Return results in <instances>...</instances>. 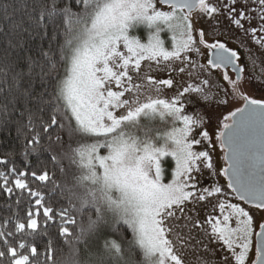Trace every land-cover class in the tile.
<instances>
[{
	"label": "snow or ice",
	"instance_id": "snow-or-ice-1",
	"mask_svg": "<svg viewBox=\"0 0 264 264\" xmlns=\"http://www.w3.org/2000/svg\"><path fill=\"white\" fill-rule=\"evenodd\" d=\"M194 11L223 39L208 43ZM141 27L143 39L136 34ZM0 33L7 43L0 59L13 57L3 108L22 109L19 154L31 167L32 156L46 153L54 168L38 160V171L0 170L7 197L0 204L6 214L0 264H54L57 240L69 248L82 243L95 264H186L185 249L200 253L190 264H248L252 209L264 211V100L244 96L243 107L216 117L227 190L217 178L208 129L243 82L241 56L229 44L243 48L242 37H251L264 48V0H0ZM199 45L211 50L207 67L193 59ZM65 65L61 76L58 67ZM208 68L224 70L230 92L211 81ZM165 88L171 98H160ZM257 88L264 92V83ZM142 119H159L167 130ZM11 122L0 118V131ZM168 158L174 168L164 183ZM204 170L209 186H201ZM28 175L47 193L30 187ZM76 188L85 190L77 195ZM201 205L211 209L203 217ZM89 209L95 215L85 225ZM257 226L254 264H264V222ZM217 252L222 259H210Z\"/></svg>",
	"mask_w": 264,
	"mask_h": 264
},
{
	"label": "rangeland",
	"instance_id": "rangeland-1",
	"mask_svg": "<svg viewBox=\"0 0 264 264\" xmlns=\"http://www.w3.org/2000/svg\"><path fill=\"white\" fill-rule=\"evenodd\" d=\"M193 19L199 20V13L198 12L193 15ZM200 26H203L205 28L206 39H207L208 43H212V40L214 38L215 39H218V38L223 39V37L216 34L212 29H209L208 25L204 24V22L202 20H199V23L196 24L197 28H199ZM136 34L139 35V37L143 39L146 36V29L141 27L137 30ZM163 38L165 39V41L170 42V35L168 33H164ZM242 42H243V49H245L248 53H250L251 55L254 56V59H251L252 69L254 70V72L257 75L264 76V48H262L259 44H257L251 37H242ZM231 44L237 45L236 42H232ZM199 48H200V56L196 57L195 55H193V59H198L199 63L203 64L202 61H203V56L205 53V47L203 45H199ZM66 67L67 66L65 65L63 74L65 72ZM197 71H199V70H197ZM63 74H62V76H63ZM200 78H203V76H201ZM209 78L211 79V81L214 84H218L221 89L228 90L229 92L231 91L230 86H229L227 81H225V83H222L221 81L215 80L214 78H211V77H209ZM184 80H186L188 83H194L195 82L194 80H189L187 77H184ZM112 90H118V89L116 88L115 85H113ZM255 90H253L251 88V85L249 83L247 84V83L242 82L241 89H240L239 93H237V98L232 99V97L229 95L228 106L226 108H219L213 113L214 118L212 121V128L208 129L209 132L212 134L213 144L215 145L214 150L211 152L213 165H214L216 172L218 173L217 178H218L219 184L222 185L225 188V190H227V188H226L227 179L225 176H223L222 169L227 167V163L225 161V152L226 151L220 149L219 146L216 145V143H215L216 142L215 129L219 127V122H218L216 117L219 116L220 118H222L227 113L234 111L237 108L243 107L244 103H245V100L243 99L244 96H247L250 99H253V97H257V99L264 100V94H261V93L255 94V93H253V91H255ZM256 92H261V91L256 90ZM262 93H264V92H262ZM172 96H173L172 90L167 89V88H165L164 91L160 94V98H171ZM220 96H222V92L217 94V98H219ZM122 111H123L122 109L118 110V114ZM187 111L192 112L193 107L189 106ZM142 122L143 123H150L151 127L159 129L161 131L167 130L166 124L164 122L160 121L159 119L153 120L151 122L142 119ZM0 160H4V159L0 156ZM163 167H164L163 182L164 183H170L171 179H172L171 173H172V169L174 168V161L171 158H168L165 161ZM211 183H212V181H211V179H209L208 171L204 170L203 176L201 177V186H209V185H211ZM231 202L232 203H238L241 206L245 207L246 209L251 208L250 205L245 204L244 202L240 201L239 199H232ZM210 210H211L210 207L205 208L202 205L197 208V211L200 212L202 217L207 215L210 212ZM252 214L255 217L254 229H255V232H258L259 227L257 225L259 223L264 222V211H255V209H252ZM214 215L219 216L220 214L217 211L216 213H214ZM232 225L235 226L234 220L232 222ZM255 232L252 236V246H251V250L249 253V257H248V264H254V261L256 259V237L257 236L255 235ZM177 247H179V245H177ZM199 254H200L199 252L193 254L188 249H185L184 252L182 253V255L185 257L186 264H190V262L195 259V256L199 255ZM210 259H212L213 261H220L222 259L221 253L217 252L215 257H210Z\"/></svg>",
	"mask_w": 264,
	"mask_h": 264
},
{
	"label": "trees",
	"instance_id": "trees-1",
	"mask_svg": "<svg viewBox=\"0 0 264 264\" xmlns=\"http://www.w3.org/2000/svg\"><path fill=\"white\" fill-rule=\"evenodd\" d=\"M7 22H4V30L7 31L6 27ZM63 37L60 38L59 43H63ZM7 48V43L3 37V34L0 33V57L3 56V50ZM13 67V57H10L7 60L0 59V118L7 117L11 123L7 125V130L0 131V156L8 161L7 164H0V170L7 171L10 167H15L18 171H28L29 173L33 170H39V166L37 164L38 160L45 161L48 167V170L51 172L54 170L53 165L51 162L47 159L46 153H41L39 157L32 156L31 157V167H26L24 158L19 154V148H20V142L21 137H18L16 134V127L17 123L16 121H20L21 117L19 115V112L22 110L20 109L19 105H17L16 109H13L12 106L9 104L7 107V110L3 108L5 104L8 103V97L9 93L7 89L11 86V80H10V73L8 77L4 76L5 72H9V69ZM19 68H25L26 66L22 63L18 65ZM65 66H59L58 71L60 75L62 76ZM57 176H59V173L57 172ZM11 179L9 181V186L11 185ZM30 187H32L34 190H38L42 193H47V189L43 187L42 184L35 181L30 175L26 177ZM14 187V186H13ZM84 188H76L75 192L77 195H82L84 192ZM14 191H16L14 189ZM58 197H53V200H57ZM7 200V197L5 196L3 191H0V204L5 203ZM24 205H21V211L19 212V216L21 218L24 217ZM34 210V209H33ZM103 211V209H102ZM91 213L94 218V211L92 212L91 209L86 211L84 213V224H87V217ZM107 214V213H106ZM5 213L0 211V220L3 219ZM42 220V216L40 217ZM79 229H75V231H78ZM123 236L127 240H132V234L129 229H127L126 226L122 227L121 229ZM50 233L54 235L55 230L50 229ZM56 253H55V262L54 264H95L94 261H92V258L90 257L87 250H85L83 244L81 243L78 246H74V248H69L63 241L57 240L56 244ZM75 248L79 249L78 255L76 254ZM134 256L137 261L142 260V255L139 252V250H134Z\"/></svg>",
	"mask_w": 264,
	"mask_h": 264
},
{
	"label": "flooded vegetation",
	"instance_id": "flooded-vegetation-1",
	"mask_svg": "<svg viewBox=\"0 0 264 264\" xmlns=\"http://www.w3.org/2000/svg\"><path fill=\"white\" fill-rule=\"evenodd\" d=\"M196 13L197 12L194 11L193 15L196 14ZM218 39L222 40V38H218ZM212 42H213V40H212ZM229 47H232V48L236 49L238 51L239 55L241 56V66L244 67V69H245L244 73H243V82L247 83V84L249 83L253 90H255V89L259 90L257 88V82L264 83V76L257 75L254 72V70L252 69L251 59H254V56L251 55L250 53H248L245 49L238 47L237 45H234V44L230 43ZM211 55H212L211 50H209L208 48H205V53H204V56H203L202 63L206 67H207V61L211 57ZM245 55L248 56V62L247 63L243 62L244 58H245ZM207 71L210 73V77L211 78H214L215 80H218V81H221L222 83H225V81L222 79V77L224 75V70L223 69H211V68H208ZM227 75L231 79H236V72L233 69H231V68H229L227 70ZM256 90L253 91V93H255V94H259V93L264 94V93H262V91L261 92H256ZM254 98L257 99V97H253V99ZM258 100H261V99H258ZM225 161H226V156H225Z\"/></svg>",
	"mask_w": 264,
	"mask_h": 264
},
{
	"label": "water",
	"instance_id": "water-1",
	"mask_svg": "<svg viewBox=\"0 0 264 264\" xmlns=\"http://www.w3.org/2000/svg\"><path fill=\"white\" fill-rule=\"evenodd\" d=\"M226 163H228L227 159H226ZM226 179H227V177H226ZM257 240H258V237H256V245H257Z\"/></svg>",
	"mask_w": 264,
	"mask_h": 264
}]
</instances>
